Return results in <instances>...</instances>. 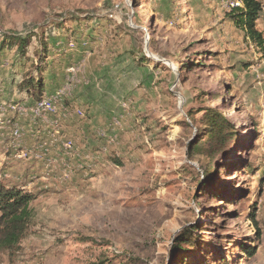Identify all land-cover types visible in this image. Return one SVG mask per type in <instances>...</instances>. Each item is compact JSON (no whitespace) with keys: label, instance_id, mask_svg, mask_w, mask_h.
Wrapping results in <instances>:
<instances>
[{"label":"rangeland","instance_id":"1","mask_svg":"<svg viewBox=\"0 0 264 264\" xmlns=\"http://www.w3.org/2000/svg\"><path fill=\"white\" fill-rule=\"evenodd\" d=\"M236 4L0 0V184L35 196L0 264H264V44Z\"/></svg>","mask_w":264,"mask_h":264},{"label":"trees","instance_id":"2","mask_svg":"<svg viewBox=\"0 0 264 264\" xmlns=\"http://www.w3.org/2000/svg\"><path fill=\"white\" fill-rule=\"evenodd\" d=\"M237 1L238 4L233 5L228 12V17L236 27L245 32L256 46L263 47L264 39L256 27V21L261 11L260 2L258 0ZM85 19H88V17ZM9 38L18 42L20 50L24 51L26 43L28 42L27 36L23 37L22 35L15 34ZM26 87L30 90L31 95L38 99L42 96L45 89L43 79H34L32 77L26 81ZM204 121L209 122L206 138L211 137L217 142L222 139L227 147L236 138L233 125L222 116H219L218 113L208 109L205 112ZM198 149L200 150V147L190 143L187 147L188 158L194 157L196 152L199 153L197 151ZM34 197L30 192L0 184V253H14L19 247L22 238L27 234L32 219L30 202ZM250 216L254 225L258 227L254 219V213Z\"/></svg>","mask_w":264,"mask_h":264},{"label":"built area","instance_id":"3","mask_svg":"<svg viewBox=\"0 0 264 264\" xmlns=\"http://www.w3.org/2000/svg\"><path fill=\"white\" fill-rule=\"evenodd\" d=\"M61 92L60 91H56L55 94H54V101L52 102L51 100H47V101H44V104L46 103H51V105H48L47 108H50L51 110L54 111V108H55V105H56V101L57 100H60L61 99ZM40 105H42V103H40Z\"/></svg>","mask_w":264,"mask_h":264}]
</instances>
